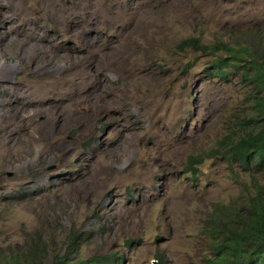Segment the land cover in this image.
Returning a JSON list of instances; mask_svg holds the SVG:
<instances>
[{"label": "rangeland", "instance_id": "374dc122", "mask_svg": "<svg viewBox=\"0 0 264 264\" xmlns=\"http://www.w3.org/2000/svg\"><path fill=\"white\" fill-rule=\"evenodd\" d=\"M6 1L1 4L13 10L33 4L22 7L19 21L36 32L48 27L50 4L83 2L89 19L81 18L84 33L89 38L95 35L96 45L90 49L84 42L86 56L75 63L52 51L57 63L53 65L59 69L51 76H35L34 69L25 73L26 61L16 57L30 55L35 40L12 43L16 48L10 45V57H0V66L12 71L7 74L9 81L36 96L34 107L0 118V263L23 260L33 246L35 258L29 264H52L62 255L70 262L94 264L89 261L92 256L112 252L122 256L121 264H213L207 229L223 217L219 208L232 204L244 208L252 173L228 166L212 150L231 129L244 128L250 114L246 102L256 87L242 76L243 63L236 68L229 65L225 75L213 74L212 53L181 49L179 44L185 37H199L207 45L229 44L235 42L237 30H264V0ZM68 10L67 16L79 17V12ZM250 42L246 45L252 47ZM111 51L122 53L123 74L110 68L109 62H115L107 59ZM40 57L38 62L43 60ZM95 87V109L88 112L92 128L80 135L78 128H71L64 134L73 141V156L61 160L46 140L25 144L19 132L10 135L8 146L4 128L30 122L25 119L28 111L50 99L59 100V93L71 94L68 109L74 117L86 118L80 105ZM104 102L113 103L112 108H105ZM100 112L102 120L95 118ZM120 137L117 146L124 145L119 150L108 146ZM24 148L30 152L21 153ZM19 153L32 163L16 173L11 164L23 161ZM189 156H204L195 175L184 172ZM92 157L96 166L103 160L110 164L111 171L105 175L90 171ZM86 170L89 182L77 196L74 177ZM38 172L43 173L41 178Z\"/></svg>", "mask_w": 264, "mask_h": 264}, {"label": "bare ground", "instance_id": "6f19581e", "mask_svg": "<svg viewBox=\"0 0 264 264\" xmlns=\"http://www.w3.org/2000/svg\"><path fill=\"white\" fill-rule=\"evenodd\" d=\"M3 1L5 3L7 2L6 0H3ZM9 1L10 0H8V2ZM14 1H15V3H17L16 0H14ZM17 1H18V3L22 2V0H17ZM33 2H35V1H33ZM1 3L2 2L0 0V57H2V56L10 57V55L7 54L8 53L7 50H9L11 48L10 45L12 43H17L18 44L21 40L23 41V39H25V38L26 39L29 38V39H32V40L36 41V44H34L33 45L34 47H32L31 50H30L31 51L30 55H29V53H27L25 59L22 58V56L20 54H18L19 52L17 53L18 54L17 56L14 54L19 60H25L26 61V62H24V67L25 68L23 69V70H25V73L30 72V71H32L34 69L36 71V75L35 76L41 75V74H43V75L44 74H48L47 76H51L52 74L56 73V69H59L58 67H54V65H53V64H55L53 62V60H54L53 58L55 57L56 54H54V56H51L50 54H51L52 51H54V52H56L58 54H60V52H61L62 55L66 54L65 56L68 59H70L71 62H74L76 59L81 60V59H84V57L86 56L85 55L86 54L85 45H82L84 42H86L85 44H87V46L90 49L93 46L96 45V43H95L96 42V40H95L96 37H94L95 35L92 36L93 38H89L88 34L84 33L85 32V23H83V21H84V19L86 21V19H88V18H87V12L85 11V9H87V8L85 7V4H83V2L78 4V5L77 4H73L71 1L70 2L69 1H62L61 3L59 2V3H55V4H50V6L51 5L53 6L52 9H51L53 14H50L51 12L49 11L50 15H47V20L46 21H48V25H47L48 27L44 29L45 32L44 31H41V32L33 31V30L30 29L31 26L26 27V26L22 25L21 22L19 21V17H20L19 14H22V12H23L22 11V7L26 8V9H27V7L31 8V6L33 4L32 5H22L21 8L17 6L18 8L13 10V9L9 8V6L6 7V6H4ZM13 3H12V6H13ZM66 6H68V8H66ZM39 9H41V8H39ZM68 9L72 10L73 13H76V12L78 13L79 12L78 13L79 17L76 18L73 15L67 16V14L70 13ZM35 13H36V11H35ZM46 14H47V12H46ZM81 18H83V21H82ZM87 23H89V22H87ZM36 25H37V23H36ZM98 25H99V23H98ZM41 28H42V26H41ZM90 28H91V25H90ZM96 28L99 29L98 26H96ZM86 29H88V28L86 27ZM34 35H37V36L35 38H33L32 36H34ZM36 38H38L40 40L39 44H38V40ZM62 38H65L67 41H68V38H71L72 39V43H71V41L70 42H66V40L65 41H61ZM84 38H85L86 41H84ZM21 43H24V41L21 42ZM30 44H32V43H30ZM13 46H14V48H16L15 44L14 45L12 44V48H13ZM27 48H30V45ZM11 50H13V49H11ZM82 50H85V51L84 52H80ZM14 52H15V50H14ZM111 52H112L111 53L112 55L110 57L107 56V59L112 60L113 62L115 61V62H114V65H113L112 62H109L110 63V68L112 70H114L115 72H118V73L121 72V74H123V70L125 68V63H124V61L121 58L122 57V53L118 52L117 54H113V52H115V51H111ZM9 54H10V52H9ZM11 54H12V51H11ZM40 54L42 55V57H40V58L43 59V60H40L38 62L37 58H39ZM108 54H110V53H108ZM46 55L48 57L50 56V58H52V59H47ZM87 61H84V62H87ZM103 62H104V60H103ZM111 63H112V65H111ZM49 64H50V67L47 66ZM84 66L87 67L88 65L86 64ZM73 67H74V65H73ZM103 67H104V65H103ZM71 69H72V66H71ZM77 69H78V67H77ZM97 69H99V68H97ZM93 71H94V69H93ZM9 72L11 73L12 71L8 67H6L5 65H1L0 66V118L7 117L8 115L11 116V114L15 115L17 112H19V111L23 112L25 109L29 110V107H34V106H31V105H33L34 101L36 100V96H30L28 93L21 91V89H20L21 87L20 86H22V88H23V87H25L24 85L15 84L14 82L9 81V79L7 77V74ZM75 72H73V73H75ZM100 72H102V71H100ZM71 73H72V71H71ZM78 75H80V74H78ZM96 76H98V75H96ZM41 77H43V76L41 75ZM89 82L92 83L91 81H89ZM99 84H97V85H99ZM85 86H86V83H85ZM101 88H102V86H101ZM94 89H95L94 92L90 91L92 93L90 94L91 96L88 97V98H90L89 100H90L91 104L88 102L89 100L84 98L82 103H81V105H80V106H83V108H85V112H86L85 114H87V117L86 118L84 117L85 120H83L84 118L83 119H79V118L74 117V112L68 109L69 101L71 102V100H69L71 94H67V96H66L63 93H59L61 95V98L60 99L58 98L59 100H51L50 99L48 101V103H46V104H44V103L38 104V105L41 106V108H40V106L37 105L39 107L38 109H35V110L32 109V110L28 111V116L27 117L25 115L24 116L26 117L25 119L26 120H30V122H28V123L26 122L24 125H20L19 124L20 125V126H18L19 128H17V127H14V128L13 127H11V128L9 127V129L8 128H4L6 142H8L9 139L13 135H15V137H16L17 136V132H19L20 134L18 135V137H21V140H24L25 144L28 141H30V142L34 141L35 142L37 140L43 139V140L47 141L46 144L50 145V148H52V150L55 153H57V154H59L61 156V160L69 158L75 152L76 149L74 148L73 141L72 140H66L65 137H64L65 136L64 134H65V132L68 129H71V128H78L79 129V135L82 134V133H85L90 128H92L93 125H92L91 118L88 115V112H89L91 107L93 109H95L94 108L95 97H96L95 92L97 91V88L95 87ZM109 95H111L110 92H107V96H109ZM82 96H84V95H82ZM126 98H127V96H126ZM118 101H119V99H118ZM57 102H63L65 105L64 106L63 105L59 106ZM104 104H105V102H104ZM112 104L113 103L108 102L107 104H105L104 107L105 108H112ZM115 105H117V104H115ZM120 106L121 105H119V107ZM72 107H74V106H72ZM78 108L80 109V107H78ZM57 109H59V110H57ZM96 110L98 111V109H96ZM118 110H120V109H118ZM82 111L83 110L78 111V112H82ZM6 112H9V114L7 115ZM103 112H100L97 115H95V118L102 120L103 118H101V116L103 115ZM75 113H77V112H75ZM20 115H21V113H20ZM91 117H92V115H91ZM2 123H3V121H2ZM76 132H78V131H76ZM10 135H12V136L10 137ZM123 138H126V137H123ZM120 140H122V137L114 138V139L111 140V144L108 145V146H111V148H113V147H115V146H117L119 144ZM126 141H128V140L126 139ZM123 145L120 144V146H117V150H119L118 148H121ZM8 146H9V142H8ZM8 146H6V148ZM14 147H12V148H14ZM15 148H14V150H15ZM21 150H22L21 153H24V154L30 152V150L28 148H26V149L24 148V149H21ZM41 151H43V150L41 149ZM40 153H42V152H40ZM44 154H45V152H44ZM115 154L117 155L118 153L115 152ZM19 155H20V153H19ZM20 156H22V155H20ZM39 156H40L39 155V150L38 151L36 150L35 158L37 159ZM82 156H84V154H82L80 157H82ZM123 156H124V154L122 156H120V157H123ZM21 158L23 159V161L21 163L18 162L17 160L13 159L14 162L11 164L12 168L14 169V171L16 173H20V171L23 168H25L26 166H28L29 164L32 163V161L28 160L27 158L25 160L23 158V156ZM94 158L95 157H92V158H90V160H88L89 162L91 161L92 163H94V167H90L89 166V170L90 171H92L96 175L98 173L101 174L103 172H104L103 175H105V172H110L111 171V165L108 164L107 162H105L104 160L99 162L98 166H96V164H97L96 161H92ZM38 173H39L38 177L41 178L43 176V173L42 172H38ZM108 178L112 179V175H109ZM89 179H90V175L88 174V170H86L83 173L81 172L80 174H78V175H76L74 177V185L75 186H74L73 192H76L77 196L80 194V192L84 188V186L89 182Z\"/></svg>", "mask_w": 264, "mask_h": 264}, {"label": "trees", "instance_id": "16d2710c", "mask_svg": "<svg viewBox=\"0 0 264 264\" xmlns=\"http://www.w3.org/2000/svg\"><path fill=\"white\" fill-rule=\"evenodd\" d=\"M232 38L235 42L207 45L201 43L199 37H185L179 48L187 47L202 54L212 53L210 67L213 74L225 75L226 67L230 65L236 68L239 63H243L242 76L249 77L256 87L246 102L250 114L244 120V128L231 129L222 138L219 147L212 150L228 166L236 165L240 170H251V179L248 181L250 189L245 197L244 208L239 210L234 204L219 208L224 215L207 229V233L211 237L209 244L213 264H264V30L256 27L237 30ZM239 39L242 42H237ZM249 40L252 47L246 45ZM203 157L189 156L184 172L195 175ZM35 251V247L29 246L26 250L29 255L23 260L12 259L0 264L32 263ZM89 261L94 264H121L122 256H114L113 252L110 255L97 254ZM52 264L79 262H70L67 255H62L55 257Z\"/></svg>", "mask_w": 264, "mask_h": 264}, {"label": "clouds", "instance_id": "9594fccd", "mask_svg": "<svg viewBox=\"0 0 264 264\" xmlns=\"http://www.w3.org/2000/svg\"><path fill=\"white\" fill-rule=\"evenodd\" d=\"M256 54V53H255Z\"/></svg>", "mask_w": 264, "mask_h": 264}]
</instances>
